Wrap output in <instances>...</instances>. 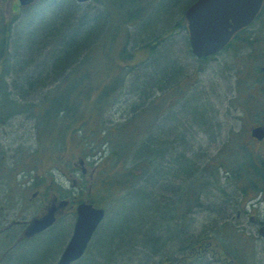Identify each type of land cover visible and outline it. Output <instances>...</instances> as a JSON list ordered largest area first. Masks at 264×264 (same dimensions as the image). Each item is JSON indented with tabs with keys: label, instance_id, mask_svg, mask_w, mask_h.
<instances>
[{
	"label": "rangeland",
	"instance_id": "obj_1",
	"mask_svg": "<svg viewBox=\"0 0 264 264\" xmlns=\"http://www.w3.org/2000/svg\"><path fill=\"white\" fill-rule=\"evenodd\" d=\"M192 1L73 0L74 21L79 22L82 16H87V28H101L91 44L98 43L104 29L129 28L127 46L134 51V56L127 63L121 61L125 67L122 71L115 53L116 48L122 45L117 43L114 46V42L118 35L120 38L123 36V31L116 33L111 29L107 33L100 43L101 56L97 54L98 47L91 46L95 48L91 52L90 76L84 80L80 88L82 90L76 87L79 83L74 85L72 100L83 95L82 100H74L77 105L80 102L82 104L77 112V123L83 124V133L98 137L101 130H106V138L110 141L102 143L97 157H92V153H79L72 142V136L76 138L77 135L72 134L67 136L65 150L76 151L78 155L74 160L84 158L91 168L97 160L104 162L106 158L100 161L99 157L108 155L111 150L119 156V145H126L128 153L136 146L127 160V166H132L135 161L144 160L145 151L140 149L141 143L152 139L156 142L168 140L172 152H182L188 164L184 163L183 174H169L166 177L168 179L156 182L170 184V188L164 186L162 191L154 195L157 207L153 212L142 211L150 203L140 206V199L135 200L134 205L125 204V189L121 195L118 189L114 198L108 191L97 190V194H90L88 188L95 190V178L91 185L92 177L88 172L82 174L77 168L70 172V179L75 174V183L64 175V178L60 177L62 174L58 175L62 181L60 189L67 196L64 198L75 200L74 206L76 199L91 198L106 210L105 218L84 255L87 256L84 264H163L168 261H186L183 264H264V235L260 232L264 225V142L244 139L254 124H264V77L263 73H259L264 62V9L242 38L217 55L200 60L192 53L189 41L185 38V11ZM43 2L36 1L20 9L18 0H0V21L12 17V6L20 10L11 27L10 64L15 62L19 45L17 30L32 26L30 15L40 12L38 9L42 8ZM68 5L64 3L62 7ZM115 10H122L123 13L127 11L129 19H139L126 27L124 19L116 23L112 21V24L110 12ZM117 16L114 14L112 19L118 21ZM171 27L175 30L170 29L166 36L162 35L152 53H149L148 47L141 46L148 40H155ZM78 62L80 57L73 59V65ZM68 67L69 64L53 73L36 89L29 88V85L28 88L24 85L20 87L19 77L27 72L14 67L6 76L8 87L13 91V99L24 104L40 102L49 90L58 87L57 80L67 76ZM158 68L169 70L170 76L164 82L154 76L152 79V74ZM79 72L71 78L78 77ZM258 80V87H255L254 81ZM112 89H115L114 92L117 90L118 97L111 103L114 95L110 96L107 105L101 110L99 108L103 102L93 107L83 100L88 93L91 97L95 93L99 95L107 91L105 96L108 97V94L113 93L109 91ZM28 110L29 106L25 105L21 112L12 114L9 119L0 117V174H3L0 184L14 187L16 193L19 190L26 198L32 199L26 210H21L24 206L21 202L13 203L14 207L10 208L12 212L8 218L25 221V224L41 206L39 200L35 199L39 197L32 196L36 189H29L34 181L29 179L30 176L25 177L24 173H20L13 185L5 172L14 171L17 160L26 156L27 148L35 145L34 135L40 124L27 115ZM149 135L152 136L150 139L147 138ZM49 139L53 142L49 136L47 142ZM116 144L119 147H115ZM172 152L164 159L156 160L149 170L154 172L163 165L165 170L171 172L172 167H175V162L169 165L174 157L170 154ZM197 174L201 176V184L193 181L189 185ZM143 177L137 187L143 185ZM37 180L42 178L38 176ZM72 184L78 186L73 191ZM191 185L197 186L199 199L191 211H186L183 216L178 215L179 189L185 187L188 190ZM148 187L152 188L151 185ZM4 189L0 187V193ZM75 219L76 213L70 210L57 226L18 245L14 242L22 232V225L18 222L9 224L12 229L0 233V264H56L71 236ZM154 222L156 225H152ZM146 234L149 239H146ZM195 248H205L204 255L196 258ZM188 251L190 254L186 260H180Z\"/></svg>",
	"mask_w": 264,
	"mask_h": 264
},
{
	"label": "trees",
	"instance_id": "obj_2",
	"mask_svg": "<svg viewBox=\"0 0 264 264\" xmlns=\"http://www.w3.org/2000/svg\"><path fill=\"white\" fill-rule=\"evenodd\" d=\"M43 3L44 4L42 8L38 9L40 12H34L33 16L30 15L31 19L29 21H31L30 23L32 26L30 28H19V30L16 32L17 42H19V45L16 49L15 62L13 65L10 64L11 53L9 50L12 37L11 27L15 21L14 18L18 17L20 10L15 6H12L10 10V16L12 17L8 20L0 21V117L3 120L9 119L12 114L19 111L21 112L22 106L26 105V107L29 106V112H27V115L32 116L35 121L40 124L37 134L34 135L35 145L31 148H27L25 151L26 154H24L26 156L17 160L14 171L10 172L8 170L5 172L7 173L5 175L6 177H11L9 178V182L13 185L15 183V177H17V174L20 172L24 173L25 170L29 175L41 176L42 180L40 181L34 177V187L41 184V182L43 184L48 183L51 177L52 169H59L64 174H66L67 171L70 172L73 169L72 162L75 159V156L78 154L74 150H65V144L68 135H77L76 138L75 136H72V142H74V147L79 149V153H92V156L99 152L98 149L102 143L107 144L110 141V139L106 138V130H101L98 137H93L91 134H87L88 136H86L83 133V124L77 123V112L81 108L82 104L80 102L77 105L74 102L76 99L80 100L83 95H78L77 98L73 97L74 99L72 100V88L78 83L79 84L76 87L79 89L82 88L84 80L90 76V61L93 58V56H91V52L95 47H98L96 51L97 54L101 56V52L99 50L100 43L111 29H113V31L116 33L123 31V36L120 38L118 35L117 40L114 42V46H116L117 43L122 45L118 46L115 50L116 60L119 63V67L122 71L125 67L121 65V61L127 63L134 56V51L128 49L127 46L129 28L104 29V32L101 35L102 37L98 40V43L96 42L91 44V40L96 34L99 33L101 28H87L89 26V17L87 16H82L78 20L79 22L74 21L75 10H73V0H51L44 1ZM64 3H69V5L62 7ZM45 4L47 5L45 6ZM121 11L122 10L110 12V21L112 24L113 22H119L120 19H124L126 20L124 26L126 27L128 24L130 25L138 21L139 17H133L132 19H129L126 15L128 12L126 11V13H123ZM114 14L118 15V19H116L118 21H114L112 19ZM95 23L96 18L94 17L93 24ZM170 29L175 30V28L171 27L165 30L162 34H159L155 38L156 41L148 40L141 46L148 47L147 50L149 53H152L158 40L162 38V35L165 34L166 36ZM92 45H95V47H91ZM76 57H80V62L73 65V59ZM105 57H107V61H109L107 53H105ZM68 64L70 69L68 70V73H65L67 76L64 78L61 77V79L57 80L58 87L49 90L47 96L40 102H26V104H24L16 99H13L11 95V92L13 91L8 87V80H6V76L13 70L14 67L24 70V73L27 72L24 75L22 74L23 77H19V86L21 87L24 85L27 87L29 85V88L31 87V89H36L42 83L46 82L53 73H57ZM128 65L131 64L128 63ZM77 71H80L78 73V77L72 79L71 76H74ZM259 71V73L262 74L260 69ZM153 76L157 77L158 80L161 78V82H164L170 76V73L168 69L161 70L158 68L152 74V79ZM247 81L248 80H246V82ZM70 82H72L71 85ZM150 82L151 80L149 79V83ZM256 82H260V80L254 81V86L258 87ZM66 83H68V85L65 89H63ZM114 90L115 89L109 90L113 93L108 94V97L105 96L107 91L99 95L95 93L91 97L90 93H88L84 96L83 100H87L86 103H90V105L93 107H97V103L102 104L103 102V106L101 105L102 107L99 108V110H101L105 105H107L110 96L114 95L111 98L113 99L111 103H114L118 97V93H116L117 90L116 92H114ZM75 104L77 105V108L75 107ZM80 124H82V126ZM48 136L53 139V142L51 139H49L47 142ZM151 137L152 136L149 135L147 138L150 139ZM244 139H247V137ZM118 145L119 144H116L115 147L121 146L119 147V150H121L119 156H117V154L112 150L108 152V155H102L100 161H103L105 158L106 160L100 163L98 167V176L96 177L94 175L96 177L95 182L93 183V185H95V190H92L91 193L93 194V192H96L97 194V190L108 191V193L111 195V198H114L118 194V189L121 190L120 195L122 194L123 189H125L127 190L125 204L130 203L134 205L135 200L140 199V203H138L140 206H144L145 203H150V205L143 207L141 210L153 212L154 208L157 207L154 195H156V193L159 191H162L161 189L170 186V184H156V182L159 181V179H168L166 177L169 174L179 176L177 174H180V172L183 174V172H185V170H183L185 168L184 163L186 165L188 164L183 156V153L175 152L174 150L172 152L171 144L168 142V140L156 142L152 139L140 144V149L146 152H144V160L140 159L135 161L132 166H127L128 157L132 155L136 146H134V149L131 153H128L129 148L126 145ZM94 148L96 149L94 150ZM126 151L128 154H126ZM169 152H172L170 154L174 155L169 165H173L175 162L173 165L175 167H172L171 172L165 170L163 165L159 166L154 172H151L149 167L154 164L156 160H162L167 157L166 155ZM145 167L148 169H144ZM142 175L144 176V183L143 185L137 187ZM200 177L201 176L197 174L189 183V185L192 184L193 181H199L201 184ZM0 178L3 179V174H0ZM90 181H92V179ZM149 185H151L152 188H149ZM11 188H13V190L15 189L14 187ZM196 188L197 186L191 185L188 190H186L185 187L179 189V198L177 200V208L179 210L177 213L178 215L181 214L183 216L185 213L191 211L194 208L196 205L195 202L199 199ZM173 191L175 192L177 190L173 189ZM89 199L90 202L94 203L91 198ZM151 203H153V205H151ZM152 225H156L155 222ZM146 239H149L148 234H146ZM118 241L122 244L121 238H119ZM152 241L154 242L155 240L152 239ZM129 244L130 242L127 245ZM204 249L205 248H195L196 251L194 254L203 255L205 252ZM189 251L186 255L182 256L180 260H186V258L189 256L188 254H190ZM86 257H83L75 264H84L87 259ZM183 262L186 263V261H178V263L168 261L163 262V264H183Z\"/></svg>",
	"mask_w": 264,
	"mask_h": 264
},
{
	"label": "water",
	"instance_id": "obj_3",
	"mask_svg": "<svg viewBox=\"0 0 264 264\" xmlns=\"http://www.w3.org/2000/svg\"><path fill=\"white\" fill-rule=\"evenodd\" d=\"M23 7L34 0H18ZM84 2L88 0H77ZM264 0H194L185 12L192 52L205 57L221 50L239 29L248 26L258 14ZM264 72V63L262 65ZM252 135L264 137V127L252 128ZM53 207L47 215L32 220L27 235H33L53 222ZM104 217V209L83 201L77 206L73 234L63 250L58 264H70L79 259L91 236Z\"/></svg>",
	"mask_w": 264,
	"mask_h": 264
},
{
	"label": "flooded vegetation",
	"instance_id": "obj_4",
	"mask_svg": "<svg viewBox=\"0 0 264 264\" xmlns=\"http://www.w3.org/2000/svg\"><path fill=\"white\" fill-rule=\"evenodd\" d=\"M187 28V27H186ZM243 34H236L234 37H238V38H242ZM252 138V137H251ZM253 139V138H252ZM83 163V162H82ZM78 166V165H77ZM81 167V171L82 173H87V171L90 169L88 167V165L85 163H83L82 165H79ZM97 170V168H91L90 172L92 171V173L90 174V176H94L95 175V171ZM89 172V173H90ZM40 177V175H38ZM47 182V180H46ZM1 189L5 188L2 193H0V203L3 201V204L0 205V225H3L2 228H0V233H5L6 231L12 229L11 227H9V224H16L17 222L22 225V228L20 231H22L20 234H18V236L16 237L17 240H21L23 239V237H25V231L27 229V224H25V221L22 220H17L15 218L9 219L8 216L11 214V207H13V203L15 204L16 202H21L25 208H22L21 210H26L27 206H29L32 202V199H28L25 197V195L23 193H21V191H17V193L15 192V189L13 190V188L11 187H5L4 185L0 184ZM34 189H36L32 196H38L39 198H35L38 199L40 202V208L38 210V212L34 215V217L40 216L44 213H46V211L52 206L55 205L56 209H55V222L54 224L50 227H54L57 226V223L59 221L62 220L63 216L65 213H68L70 208L73 206L72 202H74L75 200H69V204L64 208L63 206H59V203L61 201H63L64 198V194L62 192V190L59 188L57 181L54 178V170H51V177L49 179V183H41L39 184L37 187H34ZM13 190V191H12ZM2 194V196H1ZM76 197V196H75ZM25 200H27L28 204L27 206L25 205ZM49 228V230H50ZM4 229V230H3ZM264 232V228L262 229ZM48 231V229H47ZM7 233V232H6ZM264 235V234H263ZM36 236V235H34Z\"/></svg>",
	"mask_w": 264,
	"mask_h": 264
}]
</instances>
